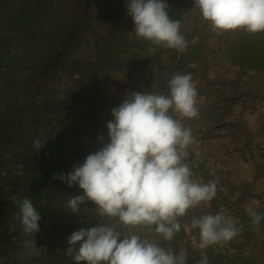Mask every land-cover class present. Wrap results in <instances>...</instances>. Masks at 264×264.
<instances>
[{"label": "trees", "instance_id": "1", "mask_svg": "<svg viewBox=\"0 0 264 264\" xmlns=\"http://www.w3.org/2000/svg\"><path fill=\"white\" fill-rule=\"evenodd\" d=\"M96 2L0 0V218L15 216L17 202L25 197L40 213V254L26 264H74L65 254L67 238L81 228L116 222L99 215L92 201L73 213L67 198L82 190L78 185L70 188L54 176L67 175L73 165L82 164L107 142L111 110L128 95H167L168 80L187 73L192 74L193 82L201 77L197 97L204 99L206 109H198V116L191 119L181 118L171 109L170 114L191 129L193 143L185 149L188 157L183 162L190 166L192 176L199 183L215 181L217 186L213 200L189 210L190 225L194 216L232 211L241 232L228 242L200 249L198 229L192 228L196 244L183 227L172 240L147 226L118 225L117 230L122 235L139 234L176 254L184 252L186 264H198L204 256L208 264H264V219L254 225L246 211L252 206L264 214V192L257 190L264 184V114L256 131L246 127V162L254 166V177L237 189L219 184L211 166L194 149L197 142L206 144L205 132L222 123L205 114L230 99L220 89L227 79L217 75L213 82L209 77L212 68L227 73L234 69L229 83L243 86L241 95L251 97L254 110L264 105V32L237 29L218 34L193 8V0H165L170 18L180 21L184 38L197 39L193 50L181 52L138 39L133 20L126 14L127 0L97 10ZM85 35L92 40L95 58L72 60L73 41ZM149 47H154V54H149ZM60 73L73 78V87L63 98L46 89ZM108 85L115 89L112 95L106 91ZM37 139L39 150L34 145ZM17 164L22 166L18 174L13 170ZM11 241L10 233H0L2 255H8Z\"/></svg>", "mask_w": 264, "mask_h": 264}, {"label": "clouds", "instance_id": "2", "mask_svg": "<svg viewBox=\"0 0 264 264\" xmlns=\"http://www.w3.org/2000/svg\"><path fill=\"white\" fill-rule=\"evenodd\" d=\"M193 2V8L218 34L237 29L264 32V0ZM168 8L165 0H127L126 14L133 20L138 39L183 52L186 43L180 21L170 18ZM147 51L154 54V47ZM168 89L167 95H128L111 110L113 119L107 122V142L87 155L82 164L73 165L67 175L54 176L68 187L78 185L82 190V194L67 198L73 213L86 201H92L99 215L116 221L112 225L98 223L81 228L67 238L65 254L74 264H186L184 252L176 254L139 234L122 235L117 230L118 225L147 226L165 240H172L181 230L180 218L217 194L215 181L198 183L191 179V168L183 162L184 150L193 143L191 129L170 114L171 109L181 118L198 116L192 74H175L168 80ZM34 145L39 150L40 140H35ZM17 207L15 216L21 221L22 230L38 233L41 215L31 199L22 198ZM246 211L254 225L264 219V214L252 206ZM191 227L199 230L200 249L228 242L241 232L234 223H226L219 212L192 217ZM198 264H208L207 257Z\"/></svg>", "mask_w": 264, "mask_h": 264}, {"label": "rangeland", "instance_id": "3", "mask_svg": "<svg viewBox=\"0 0 264 264\" xmlns=\"http://www.w3.org/2000/svg\"><path fill=\"white\" fill-rule=\"evenodd\" d=\"M119 0H97L95 9L109 7L116 4ZM97 24V21L94 22ZM242 30V29H241ZM75 48L72 53V60L92 61L95 58V51L92 40L88 35L77 38L73 41ZM186 50H193L197 44L196 38H186ZM225 65V64H224ZM195 68V67H194ZM228 69V68H227ZM227 73L220 67L211 69L209 77L215 82L217 75H221L225 82L221 86V90L226 92L230 99L226 103L218 104L212 111L208 110V114L204 117H218L221 124L205 132L206 144L202 146L201 142H197L194 149L196 150L200 160L207 162L215 174L219 184L225 187L238 188L246 182L251 181L254 177V166L246 162V127L256 131L257 122L261 114H264V105H258L254 110V105L251 103V97L241 95L243 86L233 85L229 80L234 79L235 70L228 69ZM229 79V80H228ZM195 88L202 84L201 77L195 80ZM73 87V78L69 73H60L47 84L46 89L53 95L63 98L67 92ZM106 91L109 95L114 92L113 85H108ZM197 109H204V99L196 97ZM206 109V108H205ZM210 112V113H209ZM212 112V113H211ZM188 154L184 150V158ZM14 171L21 173V164L14 165ZM194 182H198L194 176L191 177ZM258 191L264 192V184L258 186ZM235 195V194H233ZM225 222L234 223V214L232 211H225ZM181 227L185 228L189 236L192 235V227L190 225V217L180 218ZM10 233L11 242L8 255L0 253V264H26L29 260L38 257V236L36 234H28L22 230L21 221L16 216H5L0 218V233ZM196 244L197 240L192 237ZM35 241V243H34ZM79 247V244H78Z\"/></svg>", "mask_w": 264, "mask_h": 264}]
</instances>
